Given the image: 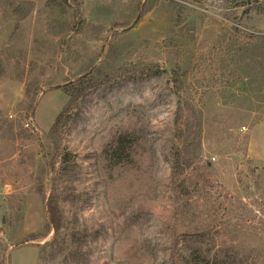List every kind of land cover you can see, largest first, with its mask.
Listing matches in <instances>:
<instances>
[{
	"label": "rangeland",
	"instance_id": "1",
	"mask_svg": "<svg viewBox=\"0 0 264 264\" xmlns=\"http://www.w3.org/2000/svg\"><path fill=\"white\" fill-rule=\"evenodd\" d=\"M80 77L93 86L51 134ZM199 248L264 264V0H0V264Z\"/></svg>",
	"mask_w": 264,
	"mask_h": 264
},
{
	"label": "trees",
	"instance_id": "2",
	"mask_svg": "<svg viewBox=\"0 0 264 264\" xmlns=\"http://www.w3.org/2000/svg\"><path fill=\"white\" fill-rule=\"evenodd\" d=\"M79 14V8H75V15ZM150 67L152 68V66ZM153 67H155V71L159 73L158 66L154 65ZM171 83L173 85L175 93H177V95H180V91L184 87V82L182 79V74L179 72L177 66H175V68L171 71ZM92 86L93 84L91 85L88 80L82 77L77 79L75 82L68 83L62 86L63 92L68 96V102L63 107V109L56 115L53 125L51 127V134H56L58 132L64 131L67 113L77 107L78 102ZM123 142L124 137L120 135L115 145L121 150ZM171 165L174 169V162H171ZM55 193L56 192L52 191L45 202V212L47 217L45 223V232H48L50 228H52L56 237L63 225V214L59 205L58 196ZM37 235L38 234H33L31 235V237L34 239L35 237H37ZM218 258L220 257L217 255V257L213 258L212 261L210 253H205L199 248V251L197 253L185 252L178 254V258H173L174 261H172L170 264H216V260H218Z\"/></svg>",
	"mask_w": 264,
	"mask_h": 264
}]
</instances>
